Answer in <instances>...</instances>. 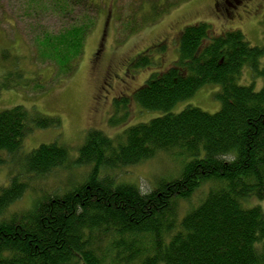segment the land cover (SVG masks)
<instances>
[{"label": "trees", "instance_id": "16d2710c", "mask_svg": "<svg viewBox=\"0 0 264 264\" xmlns=\"http://www.w3.org/2000/svg\"><path fill=\"white\" fill-rule=\"evenodd\" d=\"M60 4L64 13L94 6L93 0ZM149 6L143 21L167 9L162 0ZM80 20L57 33L43 31L36 40L40 55L61 72L59 80L75 71L83 55L92 22ZM212 31L207 22L186 25L177 60L133 92L136 103L157 116L129 126L117 139L90 129L71 162L68 149L56 142L18 153L34 129L58 127V117L21 105L0 111V152L21 169L0 187V264H264V210L244 204L264 198V45L249 44L239 29ZM148 52L134 60L135 67L151 64ZM0 56L9 58L6 50ZM11 66L0 91L40 78L25 77L17 61ZM244 66L263 79L259 90L238 83ZM208 84L219 86L217 111L191 105L173 111ZM159 152L180 162L181 171L147 193L112 175ZM72 165L88 167L82 183L41 195L28 210L8 212L28 189L24 176ZM207 183L199 203L180 216V201Z\"/></svg>", "mask_w": 264, "mask_h": 264}, {"label": "rangeland", "instance_id": "374dc122", "mask_svg": "<svg viewBox=\"0 0 264 264\" xmlns=\"http://www.w3.org/2000/svg\"><path fill=\"white\" fill-rule=\"evenodd\" d=\"M155 1L93 0L94 6L82 9L76 5L72 11L64 13L60 0H0V55L6 50L9 56L7 60L0 56V83L5 82L13 69V61H17L18 70L26 72L25 77L40 76L34 81L16 80L23 83L12 89L2 88L0 111L21 105L59 119L58 127L34 129L22 141L18 153H26L41 143L56 142L68 149L70 161L76 158L90 129L117 139L129 126L157 116L158 111L143 110L134 100L133 92L150 75L164 71L177 60L179 35L186 25L207 22L213 34L239 29L249 44L264 45V0H247L242 6H230L223 1L220 3L221 0H162L167 9L143 21L141 15L148 14L150 3ZM135 11L139 14L132 17ZM86 17L92 25L83 55L75 71L59 80L61 72L45 55H40L36 40L43 31L57 33ZM148 50L145 57L151 64L135 67L134 60ZM262 64L264 55L260 59V66ZM239 78L240 85L252 84L256 90L263 82L247 66ZM218 92L216 84L200 87L173 111L191 105L215 112L220 108L215 97ZM14 161L10 154L0 152V187L6 186L16 172H21ZM87 170V166L72 165L55 169L46 176H24L28 189L9 206L8 212L28 210L41 195L61 193L82 183ZM180 171V162L159 152L146 161L115 169L112 175L117 182L132 183L147 193L159 181H169ZM209 187L208 183L203 184L189 201L181 200L180 216L197 205ZM244 204H258L264 210V198L250 197Z\"/></svg>", "mask_w": 264, "mask_h": 264}, {"label": "flooded vegetation", "instance_id": "af4514ba", "mask_svg": "<svg viewBox=\"0 0 264 264\" xmlns=\"http://www.w3.org/2000/svg\"><path fill=\"white\" fill-rule=\"evenodd\" d=\"M223 1V2H222ZM247 0H221L220 3L222 2L223 4H228L230 6H242L243 4L246 3ZM218 7V4L216 5ZM134 61H132L133 63Z\"/></svg>", "mask_w": 264, "mask_h": 264}]
</instances>
